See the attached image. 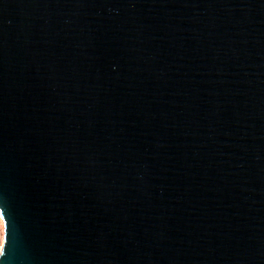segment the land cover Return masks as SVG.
Here are the masks:
<instances>
[{
  "label": "water",
  "instance_id": "obj_1",
  "mask_svg": "<svg viewBox=\"0 0 264 264\" xmlns=\"http://www.w3.org/2000/svg\"><path fill=\"white\" fill-rule=\"evenodd\" d=\"M0 264H264V0H0Z\"/></svg>",
  "mask_w": 264,
  "mask_h": 264
},
{
  "label": "snow or ice",
  "instance_id": "obj_2",
  "mask_svg": "<svg viewBox=\"0 0 264 264\" xmlns=\"http://www.w3.org/2000/svg\"><path fill=\"white\" fill-rule=\"evenodd\" d=\"M5 215L4 212L0 211V217H3ZM7 232H8V223L5 221L4 224V239H5V245L4 248L6 249V243H7Z\"/></svg>",
  "mask_w": 264,
  "mask_h": 264
},
{
  "label": "bare ground",
  "instance_id": "obj_3",
  "mask_svg": "<svg viewBox=\"0 0 264 264\" xmlns=\"http://www.w3.org/2000/svg\"><path fill=\"white\" fill-rule=\"evenodd\" d=\"M3 229H4V227H3V225H2V221H1V218H0V239H1V241H3Z\"/></svg>",
  "mask_w": 264,
  "mask_h": 264
},
{
  "label": "rangeland",
  "instance_id": "obj_4",
  "mask_svg": "<svg viewBox=\"0 0 264 264\" xmlns=\"http://www.w3.org/2000/svg\"><path fill=\"white\" fill-rule=\"evenodd\" d=\"M1 221H2V219H1ZM2 225L4 227L3 221H2ZM2 234H3V238H4V229H3V233ZM3 243H4V239H3V241H1V239H0V252H1V249H2V246H3Z\"/></svg>",
  "mask_w": 264,
  "mask_h": 264
}]
</instances>
